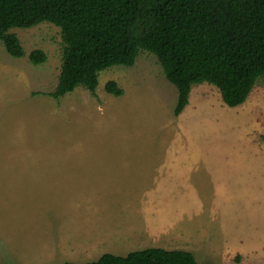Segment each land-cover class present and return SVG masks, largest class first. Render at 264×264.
I'll return each instance as SVG.
<instances>
[{"label":"rangeland","instance_id":"374dc122","mask_svg":"<svg viewBox=\"0 0 264 264\" xmlns=\"http://www.w3.org/2000/svg\"><path fill=\"white\" fill-rule=\"evenodd\" d=\"M0 42V264H82L148 247L201 264H264V76L226 106L216 87L177 91L156 57L98 73L58 99L62 42L48 22ZM46 55L32 64L28 54ZM114 80L120 96L104 90ZM237 258V261H235Z\"/></svg>","mask_w":264,"mask_h":264},{"label":"trees","instance_id":"16d2710c","mask_svg":"<svg viewBox=\"0 0 264 264\" xmlns=\"http://www.w3.org/2000/svg\"><path fill=\"white\" fill-rule=\"evenodd\" d=\"M41 22L60 29V72L47 93L54 99L77 86L94 94L100 71L132 66L140 50L156 57L176 88L175 116L193 84L213 85L223 103L235 107L264 76V0H0V42L7 54H24L12 28ZM28 59L41 64L46 55L35 49ZM104 90L116 97L123 92L114 80ZM82 264L201 263L189 251L148 247Z\"/></svg>","mask_w":264,"mask_h":264}]
</instances>
